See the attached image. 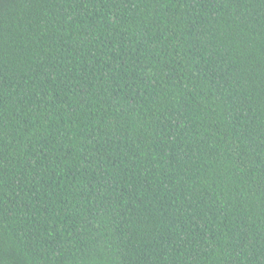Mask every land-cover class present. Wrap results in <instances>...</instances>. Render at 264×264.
<instances>
[{
    "label": "trees",
    "instance_id": "16d2710c",
    "mask_svg": "<svg viewBox=\"0 0 264 264\" xmlns=\"http://www.w3.org/2000/svg\"><path fill=\"white\" fill-rule=\"evenodd\" d=\"M0 264H264V0H0Z\"/></svg>",
    "mask_w": 264,
    "mask_h": 264
}]
</instances>
